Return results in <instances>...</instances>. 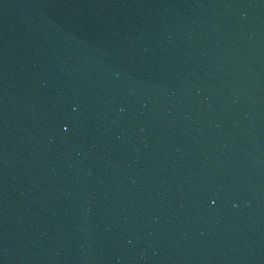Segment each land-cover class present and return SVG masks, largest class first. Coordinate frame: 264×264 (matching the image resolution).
I'll use <instances>...</instances> for the list:
<instances>
[{"label":"water","instance_id":"obj_1","mask_svg":"<svg viewBox=\"0 0 264 264\" xmlns=\"http://www.w3.org/2000/svg\"><path fill=\"white\" fill-rule=\"evenodd\" d=\"M0 264H264V0H0Z\"/></svg>","mask_w":264,"mask_h":264}]
</instances>
